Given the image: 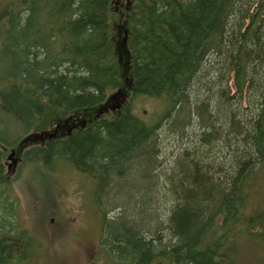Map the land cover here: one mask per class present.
I'll list each match as a JSON object with an SVG mask.
<instances>
[{"label":"trees","instance_id":"trees-1","mask_svg":"<svg viewBox=\"0 0 264 264\" xmlns=\"http://www.w3.org/2000/svg\"><path fill=\"white\" fill-rule=\"evenodd\" d=\"M0 25V113L19 124L10 133L4 120L0 146L33 129L72 130L28 148L25 164L83 179L107 254L123 264H152L157 254L170 264H230L234 248L233 264L256 259L233 244L238 227L264 233L260 179L248 189L264 178V0H16L0 10ZM216 73L215 100L202 99L196 86ZM248 92L257 113L244 119L236 113ZM141 98L165 105L156 123L136 112ZM190 127L200 130L191 137ZM168 136L189 147L165 188L157 173ZM4 156L0 148V264H27L20 179L8 178ZM115 203L130 208L125 217L107 214L103 204ZM50 213L45 205L34 219L41 225Z\"/></svg>","mask_w":264,"mask_h":264},{"label":"rangeland","instance_id":"rangeland-1","mask_svg":"<svg viewBox=\"0 0 264 264\" xmlns=\"http://www.w3.org/2000/svg\"><path fill=\"white\" fill-rule=\"evenodd\" d=\"M15 1L16 0H0V10L3 6L14 3ZM1 26L2 25H0V28ZM2 52L3 43L2 36H0V54H2ZM3 67V64L0 63V71ZM2 77L3 73L0 75V89L2 87L1 84L4 83ZM231 77L232 74L228 68L223 76V83L225 86L228 85L229 88L233 85ZM211 82V85L205 84L203 86H196L197 91H200L202 99H205L209 95L213 96L214 99V94L218 92V88H216L218 85L217 73L212 76ZM207 88H211L212 90L208 91L206 90ZM254 99L255 96H253V93L249 92L245 94L244 99L241 98V107H239L240 110H237L236 113L238 117L246 119V117L257 113L252 106V101ZM135 105L136 112L140 114L148 124L156 123L162 115V111L165 109V105L162 101L145 100L143 98L138 99ZM4 120H7L6 123L10 129V133L11 130L14 131L19 125L17 122L11 124L8 116L0 113V129H2ZM68 130L69 128L66 127L48 133L51 135L54 134V136L65 132L69 134ZM198 130H200L199 127H190V129H187L191 137L195 135ZM167 131L168 130L165 128L164 132L161 134H166ZM30 133H27V135ZM32 133L34 132L32 131ZM20 136L21 134L19 133L13 136L12 140ZM24 137H26V134L13 144L15 147L10 148H19V143L22 142L21 140ZM162 137L166 138L165 135ZM46 138V135H37L33 137V139H28L24 143H21L20 146L24 145L25 147L23 150L26 151L28 148L34 146L35 143H44L46 140H51L53 136L48 137V139ZM188 143L189 141L186 138H174V140H171L170 136L167 137V140H163V153L167 154V156L162 155L160 157L159 161L162 163L157 176L160 178V184L165 188H167L165 184L169 182L168 178L171 176V171L176 167L178 151L180 150L181 152L183 149L189 147ZM233 147L235 148V146ZM175 152L176 156H170ZM223 152H226V148H223ZM23 155L25 156V154ZM23 155H12V151L10 152L7 150L6 156L15 157L12 160H7L6 156H4L2 164L6 171H9L13 176L15 175L14 179H20L14 185L16 195L21 202L18 219L21 228L26 229L27 232H31L29 237L33 241L32 248L30 249L31 261L27 264H123L120 262V258L116 256L111 249L108 248L109 251L107 254L102 248V245L106 246L107 244L102 241L100 221L93 213V206L88 203V193L85 192L84 184L81 185L83 179L80 181V178L75 177L77 173L72 172V170L60 171L59 173H61L63 177L55 175L56 173L53 175L48 174L40 170V167H34V163L28 162L26 165L23 157H20V160L23 161L15 162L18 156ZM222 160L224 161V159ZM62 179L65 182H62ZM258 179H260L258 182V191L261 190L264 192V178L261 176H258L256 181L254 180L248 189H255ZM160 201L162 202L161 199L158 201L157 197L151 201L149 205L152 207L155 205L152 210L160 206ZM116 204L118 203L113 204L111 207L109 205L106 207V205L103 204L107 214L113 215L117 211L123 214L126 213L124 215L125 217L130 208L126 211L120 204ZM45 205H47V209L51 210V213L46 221L44 223L41 222L40 225L34 217L38 216L39 213L44 210ZM256 205L255 207H260L261 215L264 218V205ZM114 206L118 208H114ZM133 211L136 214L141 212L139 209L137 211L134 209ZM152 212L155 213L154 211ZM41 216L42 214L40 217ZM234 240L235 242L233 245L241 247V249L248 248L250 252L248 254V259L252 260V258H256L253 259L250 264H264V233L261 237L260 234L250 236L242 226L236 229ZM42 241L47 242H43L41 245L40 242ZM155 256L152 264H170L167 258L168 255L166 256V254H163L161 256L157 254ZM228 257L230 264H233L235 257L234 248L228 253ZM124 261V264L131 263V261L126 258H124Z\"/></svg>","mask_w":264,"mask_h":264}]
</instances>
